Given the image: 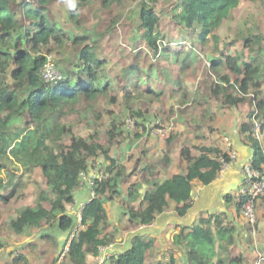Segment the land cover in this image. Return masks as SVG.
Masks as SVG:
<instances>
[{
	"label": "trees",
	"instance_id": "obj_1",
	"mask_svg": "<svg viewBox=\"0 0 264 264\" xmlns=\"http://www.w3.org/2000/svg\"><path fill=\"white\" fill-rule=\"evenodd\" d=\"M55 1L63 0H0V174L3 170L7 171L11 180L3 186L0 179V187L9 191L0 192V200L8 204L23 198L22 193L17 192L19 184H13L12 180L15 177L22 179L26 172L34 175L38 171L44 180L43 183H36L35 178H31L39 190L36 203L19 210L6 223L0 220V229L7 228L15 236L30 238L37 229L54 227V232L44 233L46 241L39 238L34 241L45 244L46 248H58L56 234L60 232L69 234L67 245L77 225V218L69 214V208L75 205L76 192L88 188L92 198L82 210L80 227L70 242L65 264H94L92 258L102 247L115 240L116 231L110 222L107 202L119 201L124 208L126 231L133 232L140 226L153 224L162 213L174 206L177 215L182 218L194 205L196 185H209L215 181L223 170L224 162L233 161L230 153L235 147L226 142L227 146L223 144V148L219 144L213 145L215 141H209L205 125L210 124L213 114L206 106L203 123L198 124V143L192 141L188 145L183 141L180 162L176 166L183 173H174L160 181V176H156L159 172L157 163H148L142 170L136 165L130 171L112 153L113 141L124 131L110 126L107 130L108 142L102 144L99 132L82 134L62 118L74 113L79 105L95 109L100 99L109 93H112L111 101L117 103L120 89L127 95H132L133 91L146 95L149 104L159 101L157 88L148 83L149 77L161 79L160 68L156 71L151 68V63L147 67L142 65L137 60L141 51L152 52L154 56L159 54L176 63L186 75L199 59L195 40L203 46L210 36L218 40L214 31L229 18L232 11L238 9L241 0H176L174 4L172 0L174 7L168 11L169 22L176 33L165 46L161 45L159 32V8L164 0H138L131 14L135 22V36L142 40L143 48L133 54V61L126 65L125 74L121 76L112 74V69L116 67H109L107 57L100 54V44L91 32H78L50 20L49 12ZM65 1L76 4L75 9L67 8L69 19L76 23H79L80 10L85 6H94L97 11L107 13L125 4V0ZM243 42L242 51L231 53L226 46L212 53L211 66L221 78L211 87V97L231 114L234 109H241L252 94L251 101L264 128V94L261 90L264 81V35L257 30ZM67 43L78 46L79 54L76 59L57 61L63 80L46 82L42 76L46 55L64 54ZM143 75L146 77L141 81L139 77ZM171 78L168 76V81ZM119 81L124 82L120 85ZM183 81L180 77L174 78L167 90L169 96L180 99L181 108L185 109L182 112L190 113L196 104L201 105V99L199 93L191 91ZM78 113L83 114L82 111ZM254 113L247 116L239 134L243 136L242 143L252 150L250 163L260 169L263 157L261 143L252 131ZM135 114L142 117L144 112L140 110ZM181 120L187 122L185 117ZM157 121L158 117L154 127L158 126ZM140 136L142 134L136 135ZM180 136L182 139L184 134H175L168 138V142ZM172 161L170 154H163L162 163L165 166ZM14 163L21 166L23 173L13 174L16 170ZM137 172L149 174L135 179ZM239 195L237 190L229 193L225 200L240 215L243 200ZM261 203L264 204V195L256 199L257 206ZM224 217L221 220L222 217L217 216L214 221L212 217L203 219L201 223L180 231L178 242L185 250L182 264H250L244 253L235 255L234 252L240 239L249 233L246 226H243L244 230H239L235 222L225 221ZM31 230H35L33 234L29 232ZM247 238L252 241L251 237ZM151 242L148 235H136L129 249L110 257L109 261L111 264H160L154 261ZM5 246L0 239V250ZM24 259V255H17L14 264H20ZM58 260L59 256L52 264H57ZM169 264H177L174 253ZM259 264H264V257Z\"/></svg>",
	"mask_w": 264,
	"mask_h": 264
},
{
	"label": "rangeland",
	"instance_id": "obj_2",
	"mask_svg": "<svg viewBox=\"0 0 264 264\" xmlns=\"http://www.w3.org/2000/svg\"><path fill=\"white\" fill-rule=\"evenodd\" d=\"M138 2V0H125L124 7L119 8L116 6L107 13L97 11L94 6H85L80 10L79 23H76L69 19L70 16L67 13L68 10H66L68 6H65L64 0L55 1L51 7L49 16L51 21L56 20L58 23L63 24V27L67 26L78 32H91L94 35V39H97L100 44V54L107 57L106 62L109 67H116L112 69V74L121 76L125 74L126 65L133 61V54L141 51L143 48L142 40L135 36V22L131 14ZM174 3H176V0L173 1ZM173 4L172 0H164L159 8L161 17L159 25V32L161 31L160 42L163 46L168 44L171 38L175 37L174 34L176 33L173 32L174 28L173 26L171 27L169 22L170 12L168 11L174 7ZM66 21L68 24H66ZM256 29L264 35L263 0H241L238 9L232 11L229 18L222 21L220 27L214 31V35L219 37L218 40L210 36L209 41L204 46L197 39L195 40L196 45H198L199 59L186 75L182 74L183 72H181L180 67L176 63L167 61L164 57H160L159 54L154 56L152 52L146 53V51H141V55L137 60L142 65L147 67L151 63V68L153 69L154 67L156 71L160 68L161 79L149 77L148 83L150 86L157 88L159 101L149 104L150 101L146 99V95L136 91H133L132 95H127L125 91L120 89L117 92L119 95L117 103L111 101L112 93H109L108 96L100 99L95 109H92L89 105L86 107L85 105H79L76 107L74 113H70V115L65 116L62 120L69 126L73 124V129L77 132H82V134L90 131L99 132V141L102 144H107L108 142L109 136L107 130L110 126L114 125L119 131H124L123 134L118 135L113 141L112 153L117 157L120 164L130 171L134 170L136 165L140 169V165L137 163L138 159L143 154H146L144 156L148 160L154 159V162L159 165V172L156 176H160V181L162 179L165 180L174 173H183L180 168H175L174 165L170 167V165L174 164L173 161L169 166H165L162 163L163 154H170L174 158L175 164L178 165L183 141L188 145H191L192 141L198 143L196 139L198 124L199 122L203 123L202 117L205 114L206 110L204 108L206 106L210 109L208 112L212 110L213 114L211 115L210 124L205 125L209 141H215L212 143L213 145L219 144L223 148V144L227 146L225 140L226 134L233 129L239 132L240 126L247 121V116L254 111L257 113L258 110H256L255 104L251 101L252 94L242 104L241 109H234L231 112H235L230 114V112L221 108L219 103L212 100L210 91L211 87L215 83L220 82L221 78L220 73L216 72L211 66L212 53L220 51L226 46L231 53L242 51L244 47L243 41L246 38L252 37L253 32H257ZM244 52L247 55L248 50ZM78 54V46L68 43L66 48H64V54L52 53L46 56H50L56 62H59L68 58L71 60L72 58L76 59V55ZM248 56L250 57V54ZM262 70V74L264 75V66ZM168 76L172 77L170 81H168ZM145 77L146 75H143L139 79L144 81ZM176 77L183 79V83L189 86L191 91H195L200 95L201 105L196 104L194 109L191 108L193 111L190 113H183L182 111L185 109L181 108L180 99H177L176 96L171 97L168 94L167 88L172 85L171 82ZM123 82L119 81L120 85ZM171 108L172 112L170 113ZM140 110L144 112L142 117L135 114L139 113ZM78 111H82L83 114L80 115ZM194 112L193 118L192 114ZM98 115L99 117H97ZM156 117H158L156 123L158 126L154 127ZM182 117H185L187 122H183L181 120ZM190 122L192 124L188 125ZM137 134H142V136L136 137ZM175 134H184V137L181 139L180 136L174 139L173 142H168V138H172ZM14 167L16 170L13 171V174L19 175L23 173L20 170L21 166L14 163ZM23 175L22 179L15 177L12 180L13 184H19L17 192L22 193L23 198L14 199L8 204L0 200V220L5 223L12 217H15L19 210L37 201L39 190L31 178L34 177L36 183H43L44 180L40 172L36 171L34 175L31 172H26ZM0 179L3 186L8 185L11 181L5 170L1 172ZM0 192L8 193L9 191L6 192L4 187H0ZM256 210L257 221L254 229L252 228L254 224L250 225L242 214L239 215L237 212L232 213V217L234 215L239 223H244L249 232L247 233L246 231L247 235L240 239L241 242L239 241L238 247L234 249L235 255L244 253L250 264H259L262 257H264V204L261 203V206L256 205ZM74 216L76 218L79 217L76 214ZM257 223L259 224L258 227L256 226ZM44 229L53 228L46 226ZM34 231L31 230L29 232L33 234ZM248 236L251 237L252 241L247 240ZM0 239L6 245L0 250V264H14L16 255L25 256V259L20 264H52L53 260L60 255V253H57L56 247L46 248L42 243L40 246H35L39 243L35 241L29 243V237L24 235L15 236L7 228L0 229ZM29 244L30 246H28ZM31 246L35 247L31 248Z\"/></svg>",
	"mask_w": 264,
	"mask_h": 264
},
{
	"label": "crops",
	"instance_id": "obj_3",
	"mask_svg": "<svg viewBox=\"0 0 264 264\" xmlns=\"http://www.w3.org/2000/svg\"><path fill=\"white\" fill-rule=\"evenodd\" d=\"M64 2L65 6H68V2L65 0ZM61 25L63 26V24ZM261 90L264 94V81L262 82ZM226 135V142L233 144L235 149L238 151V157L233 162L229 163V165L223 171H221L219 177L211 184L196 185V188L193 192L194 205L186 216L182 218L179 217L174 206L169 211L162 213L153 222V224L149 226H140L136 231L131 232L125 230L127 219L125 216V210L120 205V202L114 200L113 202L106 203L110 222L113 224L116 231L114 242L105 246L109 257L116 256L120 252L129 249L134 236L148 235L151 237V247L155 252V260L153 259L154 261H157L160 264H169L170 256L172 253H174L175 258L177 259V264H182L184 262L185 250L183 249V245L178 242L177 237L183 228H191L195 224L201 223L203 219H208L210 217H212V220L214 221L216 220L217 216L220 218L222 217L221 220L225 218L224 216H226L225 221L227 220L228 222H235L239 230H244V223H239L238 219L235 218L234 215L232 217V213L234 214L235 210L226 202L225 197L229 193L238 190L239 184L242 180V168L245 164L250 162L252 150L242 143L243 136H241L238 131H234L233 129ZM144 155L146 154H143V156L138 159L137 162L140 165L141 170L146 166V164L155 163L154 159H151L150 161ZM155 158L157 159V157ZM172 159L174 162L173 165L176 168L177 165L175 164V160L173 157ZM148 174V172H143V174L141 172H137L135 179L142 177V175L147 176ZM235 185H237L236 190H230L231 187ZM144 188L145 186L141 189L142 192ZM229 190L230 192L228 193ZM75 197V205L70 207L68 212L71 215L76 214L79 216V213L82 212L83 208L87 202L91 200L92 196L88 188H82L76 192ZM74 209H76V211H74ZM75 221H77L76 227L79 226V219H76ZM214 223L215 222H213V226ZM52 230L54 232V227L53 229H38L34 235L30 237L28 242L31 243L37 238H39L40 241L42 239L46 241L47 238L44 236V233H51ZM56 237L59 242L57 253H60L61 249L69 239V234L57 232ZM40 244L41 243L35 246H40ZM43 245L46 247L45 244ZM28 246H30V244ZM34 247L31 246V248ZM92 261L94 263V257L92 258Z\"/></svg>",
	"mask_w": 264,
	"mask_h": 264
},
{
	"label": "built area",
	"instance_id": "obj_4",
	"mask_svg": "<svg viewBox=\"0 0 264 264\" xmlns=\"http://www.w3.org/2000/svg\"><path fill=\"white\" fill-rule=\"evenodd\" d=\"M42 76L46 82H58L63 80V75L59 72L57 62L50 56H47L46 64L42 70ZM257 114L258 111L253 115L252 131L254 137L261 143L263 163L260 169L253 167L250 162L245 164L242 168V180L238 187L240 193L239 196L243 200L241 214L250 225H255L257 221L256 199L264 195V128L263 121L258 118ZM228 144L229 146H233V144L229 142ZM230 156L234 161L238 157V151L234 149L230 153ZM228 165L229 163L224 162L223 170ZM92 184L93 182L90 181V185ZM254 225L252 226L253 229ZM79 227L80 224L79 226L75 227V231L73 232L68 244L65 245V247L62 249L58 260V262H60L59 264H65L67 262L70 249V242ZM109 258L110 257L106 251V247H102L99 253L94 257V264H111Z\"/></svg>",
	"mask_w": 264,
	"mask_h": 264
},
{
	"label": "clouds",
	"instance_id": "obj_5",
	"mask_svg": "<svg viewBox=\"0 0 264 264\" xmlns=\"http://www.w3.org/2000/svg\"><path fill=\"white\" fill-rule=\"evenodd\" d=\"M68 6H69L70 8H73V9L76 8V4H75V3H71V4H69ZM81 213H82V212H81ZM81 213H80L79 217L77 218V219H79V223H80V221H81V217H80V216H81ZM73 216H74V215H73ZM74 217H75V216H74ZM71 236H72V235H71ZM70 238H71V237H70ZM64 247H65V246H64ZM64 247H63V248H64ZM63 248H62V249H63Z\"/></svg>",
	"mask_w": 264,
	"mask_h": 264
},
{
	"label": "water",
	"instance_id": "obj_6",
	"mask_svg": "<svg viewBox=\"0 0 264 264\" xmlns=\"http://www.w3.org/2000/svg\"><path fill=\"white\" fill-rule=\"evenodd\" d=\"M244 148H246V147H244ZM236 188H237V185H235V186L231 187V189H230V190H236ZM230 190L228 191V193L230 192Z\"/></svg>",
	"mask_w": 264,
	"mask_h": 264
}]
</instances>
